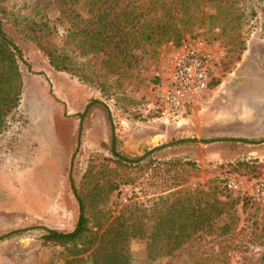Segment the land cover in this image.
I'll list each match as a JSON object with an SVG mask.
<instances>
[{
  "label": "rangeland",
  "instance_id": "rangeland-1",
  "mask_svg": "<svg viewBox=\"0 0 264 264\" xmlns=\"http://www.w3.org/2000/svg\"><path fill=\"white\" fill-rule=\"evenodd\" d=\"M240 1L233 10L238 27L231 28L229 8L223 19L215 17L212 2L189 0L168 41L130 46L121 61L88 53L70 34L91 26L86 6L73 16L59 0H0V28L21 56L17 105L0 124V264H62L63 249L44 244L43 229L68 231L75 224L69 175L78 190L112 178L111 139L127 157L163 146L150 154L155 168L186 162L183 186L214 188L217 199L232 203L219 223L229 224L227 233H201L172 256L147 264H264V206L248 197L264 176V0ZM168 4L163 0L160 8ZM25 17L48 22L66 71L49 64L22 24ZM196 43L212 56L208 85L166 114L161 69L173 48ZM225 173L238 175L244 191L222 187ZM152 190L120 186L105 204L112 214L127 198L143 201ZM128 249L131 264H142L143 245L130 240Z\"/></svg>",
  "mask_w": 264,
  "mask_h": 264
},
{
  "label": "trees",
  "instance_id": "trees-1",
  "mask_svg": "<svg viewBox=\"0 0 264 264\" xmlns=\"http://www.w3.org/2000/svg\"><path fill=\"white\" fill-rule=\"evenodd\" d=\"M61 1L59 4L64 3L65 7L68 4L67 11L73 16L83 6H86L85 14H92L91 19L86 21L91 26L77 33L71 31L73 38L78 37L87 44L88 53L97 55L99 52H107L111 58H122L121 61L123 55L131 49L130 46L142 48L147 42L168 41L175 32L171 29L174 20L182 16L189 2L169 0L164 9L160 8L163 0H146L145 8L141 5L142 0ZM198 1L212 2L215 17L221 14L223 19L226 14L222 10L229 8V14L232 12L230 15L234 18H229L227 23L231 28L238 27V17L233 10L236 11L240 0ZM77 3L78 7L72 9L71 6ZM22 24L37 48L47 57L49 64L55 70L66 71L65 64L57 62V49L53 47L50 38L53 29L48 22L29 21L25 17ZM86 52L83 51L88 54ZM20 60L19 50L0 28V124L17 105L21 85L17 61ZM110 146L113 157L110 161L113 164L112 178L106 180L103 186L95 182L78 190L72 177L68 176L77 205V218L72 229H43V243L63 249L62 264H131L132 256L128 249L130 240L143 245V255L140 256L142 264H147L149 260L160 262L201 233L210 234L216 230L223 234L228 232L229 224L223 222L219 226V223L229 213L232 203L228 205L217 199L214 188L183 186L181 172L188 165L186 162H159L155 168L150 154L163 146L154 147L134 157L119 154L115 150L114 139H111ZM158 166H164V169L159 170ZM149 169L151 173L143 177ZM145 184L147 189H153L150 196L142 194L145 200L140 201L133 196L114 209V213L109 212L105 200L110 193L120 186L138 187ZM12 233L15 232L9 234Z\"/></svg>",
  "mask_w": 264,
  "mask_h": 264
},
{
  "label": "built area",
  "instance_id": "built-area-1",
  "mask_svg": "<svg viewBox=\"0 0 264 264\" xmlns=\"http://www.w3.org/2000/svg\"><path fill=\"white\" fill-rule=\"evenodd\" d=\"M168 44L171 45V42ZM212 66L211 54L200 43L173 48L161 69L163 85L159 100L164 113H175L197 97L208 85ZM220 182L228 191H244L243 183L236 174L225 173L220 177ZM248 197L252 202L264 206V176L252 184Z\"/></svg>",
  "mask_w": 264,
  "mask_h": 264
}]
</instances>
